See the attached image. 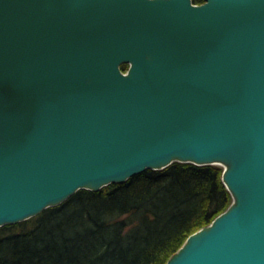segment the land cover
<instances>
[{
  "label": "water",
  "instance_id": "95a60500",
  "mask_svg": "<svg viewBox=\"0 0 264 264\" xmlns=\"http://www.w3.org/2000/svg\"><path fill=\"white\" fill-rule=\"evenodd\" d=\"M174 163L232 202L166 264H264V0H0V228Z\"/></svg>",
  "mask_w": 264,
  "mask_h": 264
},
{
  "label": "trees",
  "instance_id": "16d2710c",
  "mask_svg": "<svg viewBox=\"0 0 264 264\" xmlns=\"http://www.w3.org/2000/svg\"><path fill=\"white\" fill-rule=\"evenodd\" d=\"M221 178L219 167L174 163L98 192L78 191L30 220L0 228V264H166L228 208Z\"/></svg>",
  "mask_w": 264,
  "mask_h": 264
},
{
  "label": "rangeland",
  "instance_id": "374dc122",
  "mask_svg": "<svg viewBox=\"0 0 264 264\" xmlns=\"http://www.w3.org/2000/svg\"><path fill=\"white\" fill-rule=\"evenodd\" d=\"M214 167H217V166H214ZM219 168H220V167H219ZM221 169H222V168H221ZM230 197H231V196H230ZM231 202H232V199H231ZM231 202H230V204H231ZM230 204H229V205H230Z\"/></svg>",
  "mask_w": 264,
  "mask_h": 264
}]
</instances>
